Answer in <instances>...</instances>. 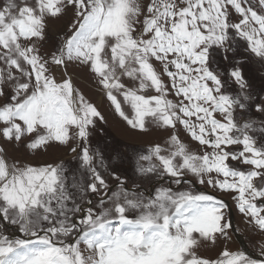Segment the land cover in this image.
Instances as JSON below:
<instances>
[{
    "label": "snow or ice",
    "instance_id": "6c2138e0",
    "mask_svg": "<svg viewBox=\"0 0 264 264\" xmlns=\"http://www.w3.org/2000/svg\"><path fill=\"white\" fill-rule=\"evenodd\" d=\"M252 62L264 70V0H0V264H264L228 245L234 209L264 256V120L237 115L264 117ZM81 76L157 134L130 173L92 148L108 120ZM61 147L75 169L28 158Z\"/></svg>",
    "mask_w": 264,
    "mask_h": 264
},
{
    "label": "rangeland",
    "instance_id": "374dc122",
    "mask_svg": "<svg viewBox=\"0 0 264 264\" xmlns=\"http://www.w3.org/2000/svg\"><path fill=\"white\" fill-rule=\"evenodd\" d=\"M60 26V22H56V27ZM53 39L55 36L53 35ZM236 54H243V47L238 42L236 44ZM233 53H229L228 56H232ZM213 66L218 68L220 71H225L229 66V60L225 58V53L221 50L216 52L212 57ZM246 74L251 78V91L254 93L253 101L255 102L256 97H259L260 100H264V70H261L259 63L252 62L246 65ZM262 85V88L258 89L259 92L255 91L256 85ZM79 86L85 91V93L98 104L102 113L107 117L108 123L104 124L102 122L98 123V129L95 134L91 137V144L93 149H99L105 158V163L108 165L109 170L115 168L117 172L124 174L130 173L132 164L135 161L134 150L143 149L147 146V141L157 139V134L152 133L148 136H141L136 132L130 130L118 117L112 114L111 110L108 107V104L104 102L100 96L96 93L95 89L88 82L87 78L81 76L79 79ZM101 103V104H100ZM239 119L241 121L246 120H255L257 129L261 127L260 121L264 120L255 108H252L248 111L238 112ZM255 138H257L258 143H264V133L256 131L251 133ZM126 153L127 156H131L132 160L129 161L127 158L123 162L117 157V153ZM75 154L67 152L65 149L53 148L49 151L48 154L37 156L33 158L28 156L29 159H35L36 161H49L55 160L57 158H62L65 160L66 164L70 169H75L78 166V161L75 160ZM103 171V170H102ZM203 191L211 192V189L204 188L203 186L197 185ZM219 195V193H217ZM95 199V197H93ZM228 203L231 204V200H228ZM232 219L235 227L241 229L239 233H233L232 239L228 242L229 247L233 249H242L244 247L237 241V236L241 235L246 237L245 245L247 249L254 255L255 259H264V256L260 255V249L255 242L254 237L247 233L245 225L240 223V217L233 209ZM234 214V216H233ZM237 234V235H236ZM248 250V251H249ZM245 251V250H244ZM249 254L248 252H246ZM207 255H212L211 252L206 253ZM251 256V254H249Z\"/></svg>",
    "mask_w": 264,
    "mask_h": 264
},
{
    "label": "trees",
    "instance_id": "16d2710c",
    "mask_svg": "<svg viewBox=\"0 0 264 264\" xmlns=\"http://www.w3.org/2000/svg\"><path fill=\"white\" fill-rule=\"evenodd\" d=\"M255 87H256V89H257V90H255V91L259 92L258 89H259V88L261 89V88H262V85L257 84Z\"/></svg>",
    "mask_w": 264,
    "mask_h": 264
},
{
    "label": "bare ground",
    "instance_id": "6f19581e",
    "mask_svg": "<svg viewBox=\"0 0 264 264\" xmlns=\"http://www.w3.org/2000/svg\"><path fill=\"white\" fill-rule=\"evenodd\" d=\"M101 104V103H100ZM246 247V246H245ZM246 249H247V247H246ZM249 250V249H248ZM248 250H246V252H248L249 254H251V256L253 257L254 255L250 252V250L248 251Z\"/></svg>",
    "mask_w": 264,
    "mask_h": 264
},
{
    "label": "flooded vegetation",
    "instance_id": "af4514ba",
    "mask_svg": "<svg viewBox=\"0 0 264 264\" xmlns=\"http://www.w3.org/2000/svg\"><path fill=\"white\" fill-rule=\"evenodd\" d=\"M245 239H246V237H245ZM240 243V242H239Z\"/></svg>",
    "mask_w": 264,
    "mask_h": 264
},
{
    "label": "water",
    "instance_id": "95a60500",
    "mask_svg": "<svg viewBox=\"0 0 264 264\" xmlns=\"http://www.w3.org/2000/svg\"><path fill=\"white\" fill-rule=\"evenodd\" d=\"M242 243V242H241Z\"/></svg>",
    "mask_w": 264,
    "mask_h": 264
}]
</instances>
